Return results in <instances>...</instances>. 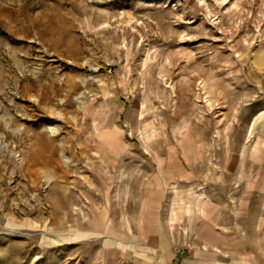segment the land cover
I'll return each mask as SVG.
<instances>
[{"label":"rangeland","instance_id":"obj_1","mask_svg":"<svg viewBox=\"0 0 264 264\" xmlns=\"http://www.w3.org/2000/svg\"><path fill=\"white\" fill-rule=\"evenodd\" d=\"M0 264H264V0H0Z\"/></svg>","mask_w":264,"mask_h":264}]
</instances>
